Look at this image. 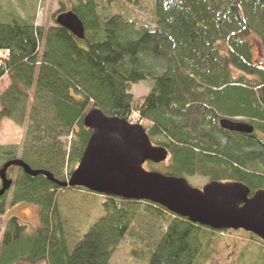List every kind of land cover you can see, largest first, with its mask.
<instances>
[{
    "label": "trees",
    "instance_id": "obj_1",
    "mask_svg": "<svg viewBox=\"0 0 264 264\" xmlns=\"http://www.w3.org/2000/svg\"><path fill=\"white\" fill-rule=\"evenodd\" d=\"M69 10L83 21L84 39L56 23ZM53 18L44 29L0 5V80H11L0 91V122L26 125L22 145L0 146V160L20 158L68 179L92 134L84 118L98 107L152 124L148 134L169 149L170 162L149 161L150 170L243 182L251 195L264 189V0H76ZM144 81L150 92L136 99L131 87ZM221 118L255 130L223 129ZM8 175L11 205H35L39 223L5 219L7 193L0 196V264H110L126 238L140 243L131 255L143 264H208L226 232L148 200L102 195L104 214L73 239L58 193L94 192L17 166Z\"/></svg>",
    "mask_w": 264,
    "mask_h": 264
},
{
    "label": "water",
    "instance_id": "obj_2",
    "mask_svg": "<svg viewBox=\"0 0 264 264\" xmlns=\"http://www.w3.org/2000/svg\"><path fill=\"white\" fill-rule=\"evenodd\" d=\"M56 23L85 38L84 23L73 10L59 13ZM84 123L92 134L68 179L59 180L17 158L0 168V196L14 186L8 170L17 166L31 175L43 174L61 187H84L103 196L148 200L195 223L215 230H245L264 241V189L251 195L249 186L238 181H209L201 189L193 187L185 177L145 168L149 161L165 162L170 152L167 147L154 145L141 123L108 115L98 107L89 111ZM220 125L246 134L255 130L248 122L228 118H221Z\"/></svg>",
    "mask_w": 264,
    "mask_h": 264
},
{
    "label": "rangeland",
    "instance_id": "obj_3",
    "mask_svg": "<svg viewBox=\"0 0 264 264\" xmlns=\"http://www.w3.org/2000/svg\"><path fill=\"white\" fill-rule=\"evenodd\" d=\"M75 2L76 0H0V5L14 6L21 15L24 17L34 16L38 26L48 29L56 24L53 15L60 7L65 6V8L69 9ZM102 12L108 13L109 9H102ZM113 12H115V9H113ZM141 12L142 15H148L146 21L153 24L149 20L151 16L150 11L146 12L141 9ZM10 84L11 80L9 76L3 77L0 82V91L6 90ZM150 89L151 82L144 81L134 84L130 91L137 99L147 95ZM133 119L135 120L134 123H136V118ZM142 125L149 130L152 124L144 121ZM25 133L26 125L20 126L9 119L2 120L0 122V146L22 145ZM169 162L170 156L164 164H168ZM3 163L4 161L0 160V168ZM74 166L71 163L67 164L66 172L71 171ZM144 166L150 170L147 162ZM187 180L193 187L200 189L210 181L208 177L199 175L189 176ZM12 195L13 190L11 189L7 193L8 209L5 219L14 215L28 223L29 226L37 225L39 223L38 208L28 203L12 206ZM57 198L62 216L69 223L68 227L72 231L71 238L73 239L82 238L99 217L104 214L103 196L100 194L95 193L85 196L80 191L65 190L59 192ZM2 231L3 228L0 226V241L2 240ZM136 244L139 245L140 243L135 242L132 238H126L114 252L110 264H143L141 260L131 255V249ZM208 264H264V248H261L259 242L252 238L251 233L245 230L229 229L220 235L217 249Z\"/></svg>",
    "mask_w": 264,
    "mask_h": 264
},
{
    "label": "crops",
    "instance_id": "obj_4",
    "mask_svg": "<svg viewBox=\"0 0 264 264\" xmlns=\"http://www.w3.org/2000/svg\"><path fill=\"white\" fill-rule=\"evenodd\" d=\"M7 76V75H6ZM5 77V76H4ZM3 79V78H2ZM0 82H1V80H0Z\"/></svg>",
    "mask_w": 264,
    "mask_h": 264
}]
</instances>
